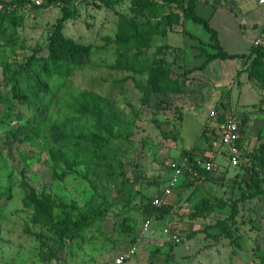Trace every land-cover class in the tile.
<instances>
[{"label": "rangeland", "instance_id": "374dc122", "mask_svg": "<svg viewBox=\"0 0 264 264\" xmlns=\"http://www.w3.org/2000/svg\"><path fill=\"white\" fill-rule=\"evenodd\" d=\"M70 2H77V15L63 23V34L88 47L83 63L59 74L46 69L37 82L20 77L30 100L0 108V264H104L131 250L124 264H264V193L238 202L230 218V203L255 191L246 185L250 176L264 180V62L246 61L250 87L241 85L239 97H231L235 108L223 105L239 120V165L219 149L202 178L175 177L168 163L190 157L193 149L185 147L202 144L205 125L207 150L218 142L222 119L214 125L209 117L215 103L200 113L191 105L210 91L195 84L194 71L184 74L194 45L210 51L187 29L201 38L209 33L186 21L173 0ZM227 2L198 0L196 12ZM61 16L60 6L41 0L0 19V91L10 95L6 84L28 57L44 64ZM129 24L143 46L120 50L117 35ZM31 191L72 205V220L89 215L87 225L71 237L64 213L37 210ZM158 196L162 204L152 207ZM164 204L170 209L161 215ZM146 219L152 225L143 233Z\"/></svg>", "mask_w": 264, "mask_h": 264}, {"label": "trees", "instance_id": "16d2710c", "mask_svg": "<svg viewBox=\"0 0 264 264\" xmlns=\"http://www.w3.org/2000/svg\"><path fill=\"white\" fill-rule=\"evenodd\" d=\"M48 6L57 5L60 6V10L62 12V16L56 21V24L53 26L52 30L48 35V45H47V56L45 58L44 64H37L36 57L34 55L28 57L24 63L18 66V70L15 72L11 80L6 84V86H10L11 92L10 95L4 94L0 91V108L3 110H9L13 107L15 103L26 104L31 98L30 93H22L20 91L19 80L20 77L25 79L26 81L37 82V78L41 73H45L46 69H51L53 73L59 74L60 70L63 67H75L83 63L84 55L88 52V47L78 44L71 38H67L63 34V23L66 22L69 18H72L77 15V2L71 3V0H42ZM177 3L180 8L183 17L187 20H191L193 23L201 25L208 33H210V42L206 45L210 49V51L206 50V48L200 47V56L205 58L204 64L197 68L198 70L202 69L207 63L213 61L214 59H234V58H242L246 61H251V66L262 65L264 62V47L256 48L251 51L249 55H231L226 53L221 47L220 41L217 36V32L209 25V20L199 16L196 12V5L198 0H186L185 6L179 0H173ZM20 3V2H18ZM139 9L141 6H138ZM136 9V8H135ZM138 9V8H137ZM8 16L7 13L0 14L1 18H6ZM130 24L126 29H120L116 38L117 46L120 50H127L132 47L137 46L138 41L143 40V35L138 36L135 30L130 31L128 29ZM191 38H195L193 34H188ZM141 46H143L142 42ZM157 74L162 75L165 70L156 68ZM195 69H190L184 72L185 75L192 73ZM187 77V76H186ZM40 86V84H37ZM206 131V129H205ZM240 143V142H239ZM189 154V153H188ZM190 159H192V155L190 154ZM250 183H246V185L255 189V191L249 195L242 194L241 197L237 200H233L231 204V214L230 218L233 219L237 214V203L244 202L249 198L256 197L260 194L264 193L263 183L264 180L258 178V176H250ZM29 203L33 205L37 210L54 208L60 210L64 213L65 217L62 220L64 228L69 233L71 237H76L79 232L87 225L88 220L90 219L87 214H79L77 213L75 216V220L70 218V214L74 207L72 205L63 203V202H54L49 200L45 196L37 197L34 191L28 196ZM225 202H221V206H225ZM169 206L164 204L158 211L161 215L167 214L169 212ZM75 210V209H74ZM217 227L222 228V232L225 233V236L231 239V234L227 232L224 228V222H218L216 224ZM216 239V235L212 236Z\"/></svg>", "mask_w": 264, "mask_h": 264}, {"label": "crops", "instance_id": "0c3cea01", "mask_svg": "<svg viewBox=\"0 0 264 264\" xmlns=\"http://www.w3.org/2000/svg\"><path fill=\"white\" fill-rule=\"evenodd\" d=\"M201 16L209 20V25L217 32L221 47L226 53L231 55L247 54L253 39L264 28V4H258L257 0H230L223 6L212 7L209 5L205 10V15ZM187 33L193 34L196 39L204 43L210 42V33L208 34L209 37L206 38H201L188 29ZM197 47L194 45L190 49L191 59L188 68L195 69L192 73V76L198 78L195 84H204L210 91L208 92L210 96L204 99V96L200 95L199 102H197L196 97L194 98V104L189 103L188 105L190 106L191 104L198 108L199 110L196 111L200 113L201 108L215 103L214 109L216 108L217 110L215 109L216 111L214 112L217 114V118L210 123L214 124L219 119L218 117L222 119L224 115L223 105L227 106L231 102L234 107L231 97H239L241 85L248 84L249 86L248 74L245 72L246 62L242 58L225 60L217 58L198 70L197 68L204 64L205 58L200 56V51H198ZM197 87L200 90V86L197 85ZM250 90L252 89L250 88ZM254 95L257 97L255 92ZM228 98H230V101L226 102ZM201 99L204 101L201 102ZM236 102L238 104V101ZM189 106L183 105V110ZM229 111L233 112L234 110ZM205 129H207V125L203 128V142L200 146L193 144L185 147L193 149L189 155L193 156L194 153H202L204 150L206 152L209 151L207 150L210 146L209 138L207 137L209 132H205Z\"/></svg>", "mask_w": 264, "mask_h": 264}, {"label": "built area", "instance_id": "2783aa9c", "mask_svg": "<svg viewBox=\"0 0 264 264\" xmlns=\"http://www.w3.org/2000/svg\"><path fill=\"white\" fill-rule=\"evenodd\" d=\"M258 4H264V0H257ZM20 2V3H18ZM30 2L32 4L40 5L41 0H0V14H10L19 8V4ZM264 47V28L253 39L247 55L251 53L253 49ZM211 121L217 118V114L212 112L210 114ZM239 120L236 114L228 112L222 117V124L220 125V132L218 142L216 146L206 153H194L192 159L189 157H183L178 162H169L168 166L171 169L175 177H183L185 175L192 179L202 178L205 174L211 172L215 166L214 157L219 151L225 152L229 163L236 167L240 163L242 152L239 146L241 140ZM219 152V153H220ZM172 183L169 184V187ZM167 187L163 190L165 195L170 193V188ZM152 207H159L162 204V199L158 196L151 201ZM152 225L151 219H146L143 223V233L149 231ZM174 242H179L178 237H173ZM134 255V251H128L126 254L121 255L110 262L104 264H124ZM45 264H55L53 261L46 262Z\"/></svg>", "mask_w": 264, "mask_h": 264}]
</instances>
